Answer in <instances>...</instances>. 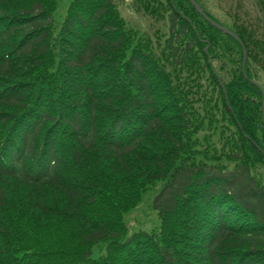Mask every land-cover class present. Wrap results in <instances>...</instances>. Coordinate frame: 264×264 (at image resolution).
<instances>
[{"label":"trees","instance_id":"16d2710c","mask_svg":"<svg viewBox=\"0 0 264 264\" xmlns=\"http://www.w3.org/2000/svg\"><path fill=\"white\" fill-rule=\"evenodd\" d=\"M54 1L0 0V264H264V39L228 28L245 76L189 0H134L153 36L116 0L60 23Z\"/></svg>","mask_w":264,"mask_h":264},{"label":"rangeland","instance_id":"374dc122","mask_svg":"<svg viewBox=\"0 0 264 264\" xmlns=\"http://www.w3.org/2000/svg\"><path fill=\"white\" fill-rule=\"evenodd\" d=\"M74 0H55L52 5H56L54 20L56 23L64 22L67 17V10ZM201 6L211 14L217 21L225 27H233L235 24H246L253 28L257 35L264 39V16L259 12L254 0H199ZM115 4L120 17L133 30L140 34L149 33L151 36L157 29L163 27L162 23L156 21L151 16L137 10L134 0H116ZM257 74V73H256ZM258 81L264 89V74L258 73ZM259 173V170L257 171ZM257 177L264 180V176ZM264 174V172H262ZM158 187H153L146 192L140 204L125 216V223L130 236L139 233H151L158 229L160 225L157 212L152 206L153 197L158 192ZM98 256V250H95Z\"/></svg>","mask_w":264,"mask_h":264},{"label":"water","instance_id":"95a60500","mask_svg":"<svg viewBox=\"0 0 264 264\" xmlns=\"http://www.w3.org/2000/svg\"><path fill=\"white\" fill-rule=\"evenodd\" d=\"M189 2L191 3V5L196 9V11L206 20L208 21L213 27H215L217 30H219L220 32H222L223 34L230 36L232 38H234L242 47L243 50V54H244V59H243V66H242V70L243 73L245 74V68H246V63H247V59H248V54L246 51V48L244 47L242 41L238 38V36L236 34H234L231 30H229L228 28L220 25L219 23H217L216 21L210 19L207 14L205 13V11L196 3L195 0H189ZM246 76V74H245ZM255 86H257L263 95V106H262V111H263V117H264V91L262 89V87L257 84L256 82H252Z\"/></svg>","mask_w":264,"mask_h":264}]
</instances>
